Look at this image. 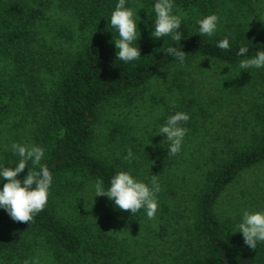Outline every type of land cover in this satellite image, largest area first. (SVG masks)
I'll return each instance as SVG.
<instances>
[{"label": "rangeland", "instance_id": "obj_1", "mask_svg": "<svg viewBox=\"0 0 264 264\" xmlns=\"http://www.w3.org/2000/svg\"><path fill=\"white\" fill-rule=\"evenodd\" d=\"M13 1L0 0V14ZM29 1L39 4L40 0ZM94 2L103 5L97 23L86 16ZM117 3L50 0L35 21L29 72L17 70L9 53L0 51V165L15 155L14 142L38 146V129L62 63L97 35L115 43L118 33L110 28L109 18ZM154 3L126 0V7L137 13V36L150 42L159 40L151 35ZM173 4V14L197 31V20L216 14L217 31L210 38L264 41V0H173ZM260 104H264V68L240 70L239 62L206 56L170 65L131 96L110 98L94 126L91 150L116 171H128L149 187L151 177H158L161 191L155 219H148L143 209L136 215L120 210L107 196L94 197L96 181L88 180L56 197L57 213L84 239L81 252L60 258L43 234L30 232L8 254V263L185 264L203 244L197 235L196 201L208 173L235 148L258 140L264 126L256 116ZM176 112H185L190 119L181 124L188 130L181 151L169 156L166 134L153 133ZM128 149L134 156L131 162L124 160ZM244 210L264 212V161L242 171L217 203L233 250L253 254L255 264H264V242L252 249L236 231Z\"/></svg>", "mask_w": 264, "mask_h": 264}, {"label": "trees", "instance_id": "obj_2", "mask_svg": "<svg viewBox=\"0 0 264 264\" xmlns=\"http://www.w3.org/2000/svg\"><path fill=\"white\" fill-rule=\"evenodd\" d=\"M49 4L50 0H40L39 4L14 0L0 14V51L9 53L17 70L29 72L28 64L34 58L35 21L44 15ZM86 16L97 23L103 17V5L94 2ZM178 31L182 36L180 42L170 36L161 37L157 42L139 38L134 46L139 47L141 57L127 63L117 59L115 43L103 34L97 35L84 49L62 63L37 134L38 146L45 152L41 165H46L53 177L48 203L30 224L14 221L7 210L0 208V264H9L8 254L20 247L30 232L43 234L60 258H72L81 252L84 239L59 216L56 197L88 180L102 181L105 189L110 186L116 169L91 150L101 108L110 98L131 96L164 69L179 62L167 53L169 47L184 51L185 59L206 56L232 63L264 51V41L260 39L229 40L230 48L220 49L217 43L221 39L201 36L184 20ZM240 47L248 48L246 56L237 55ZM256 116L264 124V104L258 106ZM257 138L255 142L235 148L208 173L196 201L197 235L203 244L185 264H255L253 254L239 255L233 250L224 235L217 203L242 171L264 161V126ZM19 159V155L12 154L4 160L3 166L14 167ZM34 167L28 161V167L18 179L23 180ZM6 182L0 179V189Z\"/></svg>", "mask_w": 264, "mask_h": 264}, {"label": "clouds", "instance_id": "obj_3", "mask_svg": "<svg viewBox=\"0 0 264 264\" xmlns=\"http://www.w3.org/2000/svg\"><path fill=\"white\" fill-rule=\"evenodd\" d=\"M141 8H143L141 6ZM173 0H155L150 13L155 14L154 30L151 35L154 38L170 36L172 40L180 42L182 36L178 29L181 27L182 17L173 14ZM137 13L126 7V0H118L114 11H112L109 24L110 28L116 30L118 38H115L117 59L127 63L138 60L141 57L139 47L134 46L138 40L137 20L134 18ZM219 17L216 14L207 15L199 20L198 34L201 36H213L217 31ZM140 36V32H139ZM217 47L223 50L230 48L227 37L217 43ZM247 47H240L237 55L246 56ZM167 53L176 58L181 64L184 63L186 53L181 49L169 47ZM240 70L252 68H264V51H258L255 56L245 58L239 62ZM190 119L185 112H176L170 115L166 122L156 128L153 134H166L169 156H174L181 151L183 139L187 129L182 127ZM162 141V144L163 142ZM13 153L18 154L20 159L14 167L0 165V179L6 180L3 188L0 189V208L7 210L10 217L21 223H29L34 216L43 211L48 203L49 189L52 184V173L46 165H41L45 155L44 149L37 145H11ZM134 159L131 149L127 150L124 160L131 162ZM28 161L35 166L29 169L23 180L18 175L28 167ZM38 168L39 170H36ZM94 197L107 196L114 200V204L120 210L130 211L136 215L143 209L148 219L153 220L158 210L157 193L161 191L158 177H151V187L140 182L128 172L117 171L110 179V186L105 189L102 181H96L93 185ZM237 230L243 234L244 242L250 248L255 249L258 242H264V212L244 210L242 220L237 224ZM234 231V232H236ZM24 264H29L25 261Z\"/></svg>", "mask_w": 264, "mask_h": 264}]
</instances>
